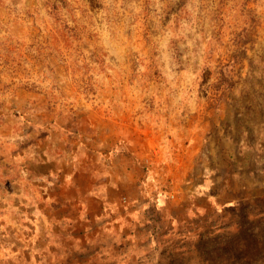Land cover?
<instances>
[{"label": "rangeland", "instance_id": "1", "mask_svg": "<svg viewBox=\"0 0 264 264\" xmlns=\"http://www.w3.org/2000/svg\"><path fill=\"white\" fill-rule=\"evenodd\" d=\"M170 123L213 137L231 203L62 256L58 210ZM0 264H264V0H0Z\"/></svg>", "mask_w": 264, "mask_h": 264}, {"label": "crops", "instance_id": "2", "mask_svg": "<svg viewBox=\"0 0 264 264\" xmlns=\"http://www.w3.org/2000/svg\"><path fill=\"white\" fill-rule=\"evenodd\" d=\"M181 129L177 123L158 128L159 144L151 137L134 139L116 156L109 173L84 178L87 188L58 210L57 227L71 245L62 256L86 259V247L130 248L154 228L167 236L180 226L200 229L219 204L231 203L227 188L219 189L212 175L217 171L213 137L193 124Z\"/></svg>", "mask_w": 264, "mask_h": 264}, {"label": "built area", "instance_id": "3", "mask_svg": "<svg viewBox=\"0 0 264 264\" xmlns=\"http://www.w3.org/2000/svg\"><path fill=\"white\" fill-rule=\"evenodd\" d=\"M122 201L123 203H127V198L123 197Z\"/></svg>", "mask_w": 264, "mask_h": 264}]
</instances>
